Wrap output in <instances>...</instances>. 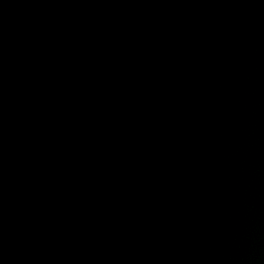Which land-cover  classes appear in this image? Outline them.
<instances>
[{"label":"water","instance_id":"water-1","mask_svg":"<svg viewBox=\"0 0 264 264\" xmlns=\"http://www.w3.org/2000/svg\"><path fill=\"white\" fill-rule=\"evenodd\" d=\"M0 264H264V0H0Z\"/></svg>","mask_w":264,"mask_h":264}]
</instances>
